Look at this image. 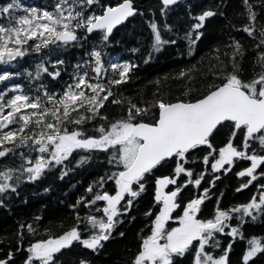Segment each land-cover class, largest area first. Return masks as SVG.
<instances>
[{"label": "snow or ice", "instance_id": "obj_1", "mask_svg": "<svg viewBox=\"0 0 264 264\" xmlns=\"http://www.w3.org/2000/svg\"><path fill=\"white\" fill-rule=\"evenodd\" d=\"M239 3L190 2L172 22L180 0L0 3V83L26 57L34 68L27 91L0 90V210L27 204L28 186L91 169L66 215L15 221L0 264H95L136 225L124 264H264V0ZM137 20L147 33L133 29L132 56H111ZM172 48L188 60L148 81V97L125 95ZM169 79L182 87L166 99ZM230 173L244 201H227Z\"/></svg>", "mask_w": 264, "mask_h": 264}, {"label": "trees", "instance_id": "obj_2", "mask_svg": "<svg viewBox=\"0 0 264 264\" xmlns=\"http://www.w3.org/2000/svg\"><path fill=\"white\" fill-rule=\"evenodd\" d=\"M7 0H0V3H6ZM27 3L33 5L43 6L45 4L51 5L54 0H26ZM145 3H154L155 0H144ZM190 2H196L200 4H211L215 0H183L180 2V6L175 9L173 13L170 14V22L174 21L178 16L184 17L186 11V4ZM229 9L231 12L233 9L240 11L239 0H228ZM234 23H241L242 18L237 19L232 17ZM219 22L213 26V31L215 32L216 27H218ZM133 29L137 33H142L137 39L142 40L143 34L147 33V26L143 24L142 21H134L132 25H129L128 29L121 32L120 35L125 38L126 42H121L120 44L108 49L109 53L113 57H120L121 60L127 59L132 56V54L126 49L137 46L136 40L133 39ZM247 43V42H246ZM206 49V45L202 46ZM156 58L153 60L151 66H142L139 72V78L136 80L134 85L128 87L125 95H131L134 92H140L144 97H148L153 90V85L148 83L150 80H154L157 77H163L164 74L174 73L178 67L183 65V62L188 60L186 55L181 56L180 50L177 48L169 49L162 54H155ZM139 58L138 56L136 57ZM74 59V57H73ZM5 66L0 65V69ZM15 71L21 73L20 76L15 77L4 83H0V90L14 87H23L25 91L28 90V80L25 76V70L33 71V61L26 57L23 61H20ZM71 70V69H69ZM182 85H179L176 81L169 79L168 81H163L161 85V93L166 99H170L174 96L180 94ZM11 95V92L8 93ZM134 99H140V96H134ZM91 169L87 172L77 171L76 173L70 174L63 180L56 179L55 177H49L42 184L32 185L26 187L25 191L22 193L27 200V204H15L11 213L4 210H0V237L7 233L12 232L15 228V221L21 217H28L33 213L44 214L50 216L53 213H59L60 215H66L67 209L64 207L69 200L74 198L77 193V189L83 190L82 185L86 184L90 177ZM240 178L233 176L231 173L228 178L224 179L221 185L228 202L244 201L247 198V191L237 193L234 191L238 180ZM72 185H76L73 188ZM44 187H50V191L45 192ZM64 203H61V202ZM70 220L65 223H69ZM142 225L129 226L128 239L124 242H113L109 244L106 248V254H102L99 257H94L95 264H124V260L130 255V252H126L125 248H130L135 250L136 245V232ZM257 234H259V228L250 229ZM239 250V249H238Z\"/></svg>", "mask_w": 264, "mask_h": 264}, {"label": "water", "instance_id": "obj_3", "mask_svg": "<svg viewBox=\"0 0 264 264\" xmlns=\"http://www.w3.org/2000/svg\"><path fill=\"white\" fill-rule=\"evenodd\" d=\"M183 0H180V2H182Z\"/></svg>", "mask_w": 264, "mask_h": 264}]
</instances>
